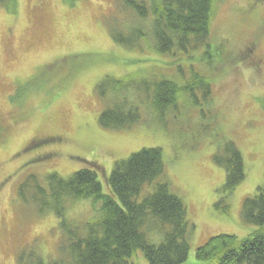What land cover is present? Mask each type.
<instances>
[{
    "label": "rangeland",
    "instance_id": "1",
    "mask_svg": "<svg viewBox=\"0 0 264 264\" xmlns=\"http://www.w3.org/2000/svg\"><path fill=\"white\" fill-rule=\"evenodd\" d=\"M135 19L120 0H0V264L59 257V217L42 212L32 194L19 195L31 174L45 181L51 173L69 178L94 167L107 194L116 161L143 148L162 150V180L187 206L191 249L184 264H204L196 249L213 236L244 238L256 229L241 212L244 199L264 188V0H220L209 54L203 47L162 54L151 40L115 42L112 30L130 28ZM223 44L225 59L213 49ZM198 74L208 90L196 81L193 94L181 92L165 110L144 93L138 123L101 126L109 98L96 87L106 77L185 87ZM228 141L246 167L231 194L222 191L226 173L215 161ZM95 206L92 199L68 200L66 218L82 225L97 215ZM135 262L149 264L142 252Z\"/></svg>",
    "mask_w": 264,
    "mask_h": 264
},
{
    "label": "trees",
    "instance_id": "2",
    "mask_svg": "<svg viewBox=\"0 0 264 264\" xmlns=\"http://www.w3.org/2000/svg\"><path fill=\"white\" fill-rule=\"evenodd\" d=\"M219 1L120 0L122 8L137 23L132 22L130 28L122 31L112 30L113 39L127 47L151 40L155 50L168 55L188 54L199 47L208 51ZM213 49L222 52L223 59L229 55L226 44ZM248 56L253 62L251 54ZM196 81L208 90V79L199 74L194 84L185 87L170 80L150 84L145 80L130 83L126 78L106 77L96 87L103 100L109 98L99 122L109 129L129 127L142 119L137 102L142 94L151 93L154 106L165 110L176 105L181 92L193 94ZM215 161L226 173L222 191L231 194L246 179L244 156L235 142L228 141L224 153L215 154ZM93 169L96 168L81 169L69 178L51 173L45 181L31 174L19 188L20 197L32 194L30 199L36 200L42 212L52 209L60 219V254L48 264H136L139 252L149 264H184L189 260L188 209L170 184L162 180L165 163L160 148H143L116 161L108 179L107 194ZM85 199L96 202L97 215L82 225L74 224L66 218V202ZM241 218L256 229L244 238L231 234L213 236L197 247L196 259L204 264H264L262 186L254 196L244 199ZM35 264L46 263L38 257Z\"/></svg>",
    "mask_w": 264,
    "mask_h": 264
},
{
    "label": "flooded vegetation",
    "instance_id": "3",
    "mask_svg": "<svg viewBox=\"0 0 264 264\" xmlns=\"http://www.w3.org/2000/svg\"><path fill=\"white\" fill-rule=\"evenodd\" d=\"M251 51H253V50H251ZM251 51H250V53L249 54H251ZM252 56V55H251Z\"/></svg>",
    "mask_w": 264,
    "mask_h": 264
}]
</instances>
